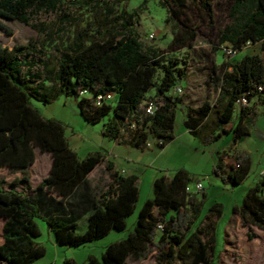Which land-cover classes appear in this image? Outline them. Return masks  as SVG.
I'll return each instance as SVG.
<instances>
[{
  "label": "trees",
  "instance_id": "1",
  "mask_svg": "<svg viewBox=\"0 0 264 264\" xmlns=\"http://www.w3.org/2000/svg\"><path fill=\"white\" fill-rule=\"evenodd\" d=\"M122 1L87 0V18L80 19L69 14L62 0H0L1 19L29 25L42 36L11 47L0 44V170L8 174L0 179V264H27L43 255L44 247L32 240L39 235L35 217L45 220L56 243L77 246L109 229L122 230L138 197L135 173L121 172L96 151L78 157L69 147L62 122L44 117L31 99L45 106L58 96L74 97L89 123L99 122L111 111L104 133L115 140L126 136L136 146L145 145L149 137L159 147L169 142L177 105L184 107L185 128L203 143L228 130L236 137L248 133L245 122L253 112L248 103L264 88V59L243 54L236 61H222L214 100L205 99L198 105L185 102L182 95L168 94L178 78L184 77L182 66H176L179 60L140 42L137 11L117 10ZM229 2L227 21L216 32L217 44L237 51L247 42L264 43V0ZM159 3L165 8L166 19L175 21L171 46H183L195 38L194 24L187 16L180 18L187 5L195 7L203 19L213 17L212 0ZM36 12L56 13L57 26L33 23L31 16ZM151 87L160 102L145 95ZM80 90H85V95H79ZM105 93H113V106L111 98L86 107L93 104L95 95ZM241 97L245 104L239 102ZM146 100L155 102L151 114L138 110ZM261 101L264 103V98ZM235 104L236 122L224 128ZM35 150L48 155L49 165L46 174L30 186L28 172L34 165ZM225 156H217L212 173L223 183H241L250 169L248 154L234 153L227 169ZM103 161L109 182L81 209L75 203L83 202L76 197L77 186ZM191 181L190 173L181 167L170 176L154 178L152 197L140 207L134 229L110 242L99 259L90 256L85 264H125L127 258H145L149 249L154 251L153 264H214L213 218L219 216L221 204H211L201 215L204 193L197 198L187 191ZM67 205L69 211L65 210ZM85 213L87 227L77 233V219ZM232 213L248 239L254 236L252 227L264 231V166L258 181L246 190L238 205L232 206ZM63 264L74 263L66 259Z\"/></svg>",
  "mask_w": 264,
  "mask_h": 264
},
{
  "label": "rangeland",
  "instance_id": "2",
  "mask_svg": "<svg viewBox=\"0 0 264 264\" xmlns=\"http://www.w3.org/2000/svg\"><path fill=\"white\" fill-rule=\"evenodd\" d=\"M87 0H62L65 9L71 16L80 19L87 18L85 9ZM229 0H212L213 17L211 20L203 19L200 12L192 5H187L184 18L187 16L195 26V38L191 43L183 46H171L170 42L175 32L172 23L174 20L166 19L165 8L159 0H125L116 5L119 10L123 7L126 11L136 10L138 14V36L140 42L150 48L160 50L164 55L176 57L182 66L184 77L178 78L176 86L168 94L171 96L182 95L185 102L191 101L194 105L203 100L213 101L218 90L221 71L219 64L222 61L232 62L238 60L243 54H256L264 59V43L247 42L240 50L229 51L226 45L217 44L216 32L227 21ZM33 23L43 22L55 28L58 24L56 13L36 12L32 14ZM0 44L11 47L14 43H26L28 40H40L38 35L29 25L15 20L0 18ZM50 52L52 50L50 49ZM179 86L180 91L175 88ZM160 102V97L155 94L153 87L145 93ZM264 88L256 93L251 102L253 112L245 125L248 128L246 135L236 137L232 130L222 132L219 137L210 143H203L191 134L183 125L184 107L177 105L174 108V122L172 128L173 138L163 147L155 143L154 138H147L149 146L130 144L126 136L113 139L104 133L105 124L112 117V112L103 115L97 123L85 121L76 105V98L58 96L49 104L41 106L37 101L31 102L40 108L44 117L60 120L64 127V134L68 139L69 147L78 157L87 153L99 152L111 161L115 168L131 171V161L136 163L138 197L133 211L125 217V227L122 230L109 229L101 237L81 243L77 246L58 244L54 241L52 233L48 230L46 222L41 217H35L39 235L32 240L44 247V253L37 259L27 264H63L68 259L74 264H85L88 257L99 259L105 247L112 241L120 240L134 229L140 207L145 199L152 197V182L155 176H170L177 168L187 170L192 181L187 186V191L197 198L202 197L201 215L206 214L209 206L215 202L221 204L219 216L214 217V264H264V231L252 227L254 236L248 239L245 228L239 223L237 215L232 213V206L238 205L246 190L256 183L264 166ZM142 101L138 110L142 111ZM115 98L109 101L113 106ZM95 105L88 104L87 108ZM238 104L234 105L230 123L236 122ZM213 116V114L211 115ZM228 125H223L225 128ZM122 131L126 133V125ZM246 152L250 160V169L247 177L239 184L223 183L212 173V167L218 155L225 154V169L233 161L236 152ZM35 152L34 165L30 168V186H34L46 174L49 158L45 153ZM130 161V162H129ZM129 173V172H127ZM4 170H0V179L7 177ZM201 184L200 189H195L196 183ZM92 190L95 188L92 186ZM28 193V190H26ZM73 207V206H72ZM69 211V206L65 207ZM42 214V209L39 211ZM1 224V220H0ZM87 227L86 215L77 219L75 231L82 233ZM154 251L149 249L145 258L132 260L127 258L125 264H153Z\"/></svg>",
  "mask_w": 264,
  "mask_h": 264
},
{
  "label": "crops",
  "instance_id": "3",
  "mask_svg": "<svg viewBox=\"0 0 264 264\" xmlns=\"http://www.w3.org/2000/svg\"><path fill=\"white\" fill-rule=\"evenodd\" d=\"M262 99V98H261ZM252 100V99H251ZM250 100V102H251ZM229 127L231 125V123H227L225 125H228ZM225 128H228V126H226ZM104 161H108L107 157H104ZM101 162L99 165H97L95 168H93L83 179V181L79 184V186H77V193H76V197L81 199L83 202H75L77 205H79L82 209V207L84 208L86 203H88V199L93 195V194H97L98 192H100L101 190H103L106 187V184L109 182V178L105 169V162ZM130 162V161H129ZM132 163L130 164V168L131 171H126L125 169H119L117 167L118 170H120L123 173H135L134 171L136 170V163L134 161H131ZM30 171V170H29ZM157 176H155L156 178ZM138 180V179H137ZM137 180H136V184H137ZM94 187L95 189L92 190L91 187ZM84 210V209H83ZM86 215V213L84 214Z\"/></svg>",
  "mask_w": 264,
  "mask_h": 264
},
{
  "label": "built area",
  "instance_id": "4",
  "mask_svg": "<svg viewBox=\"0 0 264 264\" xmlns=\"http://www.w3.org/2000/svg\"><path fill=\"white\" fill-rule=\"evenodd\" d=\"M74 1V0H72ZM230 51V50H229ZM232 52V51H231ZM259 90H261V87H258ZM176 91H180V87L177 86L175 88ZM85 90H80L79 91V95H85ZM113 97V93H105V94H97L94 96L93 98V104L94 105H100L101 103L105 102V101H108L110 100L111 98ZM240 103H243L245 104L246 103V99L241 97L240 100H239ZM155 102L153 101H147L145 102L143 105H142V108L144 110L145 113L147 114H151L153 109H154V105ZM145 146H149V143L148 142H145ZM195 189H200L201 188V184L198 182L194 185ZM160 228V225L158 226Z\"/></svg>",
  "mask_w": 264,
  "mask_h": 264
}]
</instances>
